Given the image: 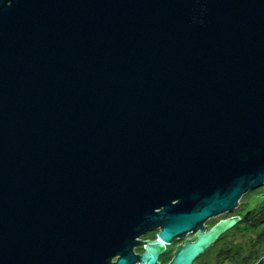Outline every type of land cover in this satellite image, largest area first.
<instances>
[{
	"label": "water",
	"instance_id": "1",
	"mask_svg": "<svg viewBox=\"0 0 264 264\" xmlns=\"http://www.w3.org/2000/svg\"><path fill=\"white\" fill-rule=\"evenodd\" d=\"M262 184L264 0H0V264H133Z\"/></svg>",
	"mask_w": 264,
	"mask_h": 264
},
{
	"label": "flooded vegetation",
	"instance_id": "2",
	"mask_svg": "<svg viewBox=\"0 0 264 264\" xmlns=\"http://www.w3.org/2000/svg\"><path fill=\"white\" fill-rule=\"evenodd\" d=\"M248 213L247 211L231 215L210 224L204 230L206 223L214 218L212 217L205 221L197 231L174 237L168 243L158 238L159 228L152 229L136 239L132 247V254L136 257L133 264H147L151 257H154V264H173L180 256L184 261L191 257L189 264H256L264 257V237L258 235L252 238L245 237L243 235L245 233L237 226L238 222H243ZM235 219L236 221L230 228L221 234H214L215 228L217 229L221 223ZM237 229L240 230L239 234L234 232ZM200 234L209 236L203 241H198ZM110 262H114V259Z\"/></svg>",
	"mask_w": 264,
	"mask_h": 264
},
{
	"label": "rangeland",
	"instance_id": "3",
	"mask_svg": "<svg viewBox=\"0 0 264 264\" xmlns=\"http://www.w3.org/2000/svg\"><path fill=\"white\" fill-rule=\"evenodd\" d=\"M264 184L261 185V187L253 190L247 191L239 200L238 205L234 211L220 214L213 219H210L205 225L204 230L207 229V227L211 224L216 223L220 219H226L227 217L235 214H240L244 212H249L248 215L244 217V220L241 224V222H238V227L240 230H242L245 234H243L245 237L252 238L253 236H257V232L260 230L264 234V223H261L262 220H264V216L262 215L264 213ZM247 214V213H246ZM241 218V216H239ZM238 220V219H237ZM253 223V224H252ZM241 224V225H240ZM256 224H262L258 225L256 229L249 228V226H253ZM239 229L234 230L235 233L239 234Z\"/></svg>",
	"mask_w": 264,
	"mask_h": 264
},
{
	"label": "trees",
	"instance_id": "4",
	"mask_svg": "<svg viewBox=\"0 0 264 264\" xmlns=\"http://www.w3.org/2000/svg\"><path fill=\"white\" fill-rule=\"evenodd\" d=\"M264 211V210H263ZM263 216H264V213L262 214ZM261 223H264V220H262L261 221ZM253 224V223H252ZM259 224H256V225H253V226H249V228H252V229H256L257 227H259L260 225H262V224H260L259 226H258ZM258 229V228H257ZM256 229V230H257ZM257 235L259 236V237H264V234H263V232H261L260 230L257 232Z\"/></svg>",
	"mask_w": 264,
	"mask_h": 264
}]
</instances>
